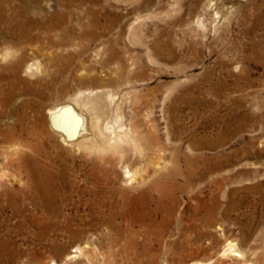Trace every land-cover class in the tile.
Instances as JSON below:
<instances>
[{
    "label": "rangeland",
    "instance_id": "rangeland-1",
    "mask_svg": "<svg viewBox=\"0 0 264 264\" xmlns=\"http://www.w3.org/2000/svg\"><path fill=\"white\" fill-rule=\"evenodd\" d=\"M44 1L11 0L0 10V55H6L0 76L9 77L10 65L19 63L18 75L38 91L26 99L30 110L19 104L26 118L16 126L17 142H0V155L8 157L0 168V264H33L34 257L45 264H85L73 241L48 232V221L40 219L34 201L43 198L33 184L32 164L33 126L50 134L47 109L66 102L79 88L75 77L85 75L128 80L120 91L138 102L142 114L153 109L175 170L146 184L120 180L112 206L101 203L106 207L97 206L98 216L91 218L95 209L82 192L89 165L82 172L66 170L70 157L43 137V149L57 160L51 168L60 189L70 193L66 177L74 180L67 212L93 244L86 264H264V0H85L78 10ZM224 7L234 10L223 15ZM33 60L46 64L48 77L24 76ZM240 64L247 68L244 75L236 71ZM164 115L173 118L177 133L169 142ZM14 144L20 154L12 162ZM201 155L209 160L204 163ZM81 164L76 160L75 170ZM204 164L210 176L190 178ZM110 207L111 223L97 218L110 214ZM229 241L242 258L223 255Z\"/></svg>",
    "mask_w": 264,
    "mask_h": 264
},
{
    "label": "bare ground",
    "instance_id": "bare-ground-1",
    "mask_svg": "<svg viewBox=\"0 0 264 264\" xmlns=\"http://www.w3.org/2000/svg\"><path fill=\"white\" fill-rule=\"evenodd\" d=\"M56 1L62 2L64 10H67V9L68 10L69 9L78 10L81 8V3L83 4L85 2V0H56ZM10 2L11 0H0V10L1 11L4 10V8L6 7V4ZM59 7H60V4H59ZM233 8L234 7L222 8V14L223 15L230 14L234 10ZM22 12L25 14L27 10L22 9ZM8 54H10V52H8ZM5 57L6 55H0V61L5 59ZM19 60L22 61L20 58ZM246 69L247 68L245 67V65L240 64L236 68V71L241 72L239 75H244L247 73ZM8 70H10L11 72L9 77L5 78L3 76H0V142L1 140H3L11 144L12 141H16V137L18 133L16 126L20 124H22L23 126L25 122L26 116H24L22 111L25 110L27 112L28 109L30 110L31 108L29 107V104H27V101H26L27 97L28 96L33 97L38 91L35 90L34 88L33 89L30 88L27 85L26 80H24L25 78L22 79L21 76L18 75L20 73L19 63L14 62L12 65H10ZM23 74L27 78H41V79H45L49 75L47 72L46 64L44 62L42 63V62H38L34 60L25 65L23 69ZM88 74L90 73L88 72ZM56 77H57V74L56 75L53 74L52 79L56 80ZM85 77L83 76L75 77V79L79 82V88L74 93L72 92L73 94L69 95L68 100L66 102L64 103L61 102V104L52 106L51 108L49 107V109H47L46 111L47 122H48V126L50 127V130L52 131L50 132V134L48 133L46 134L43 130L38 132L37 130L38 127L33 126V139L37 140V143L33 144V151L36 154L33 155L32 164H33V184L37 187L39 193L41 194V197L43 198L39 202L34 201L35 204L39 203L37 204V207L42 212L41 214L42 217L40 219L48 221V223L46 224V228L48 232L52 230L56 232H60L62 234L60 236H64L66 238L71 239L73 241L74 246L78 248V256L81 258L80 262H84L86 264L92 261L91 249H92L93 244L87 242V236H85L86 231H84V229L80 227L78 224L73 223L71 215L67 212V208H68L67 205L69 204V201L73 199L72 198L73 192H75L74 191L75 190L74 180L71 178V176L66 177L68 180V183L69 184L71 183L70 193H68L67 191H62L60 189L58 185L59 177H57L53 173L52 168H51V166L57 165V160L56 158L52 156L51 152H48L43 149L42 145H44L43 144L44 141L43 143L41 141L43 140V137L49 141L48 143H50V147L52 149L56 150V148L58 147L63 157L64 156L70 157L71 161L69 162L68 167L67 166L65 167L66 170L68 169V171L70 170L71 172H74V173H77L78 171L82 172L83 169L81 168L84 167V165L85 166H87V164L89 165V172L84 174V176L82 177L83 182L85 183V186H86L85 187L83 185L85 188L82 189V192L85 195H88L89 197L88 200H85L87 201L86 204L88 205V207L90 205L94 209L97 206H100V208L106 207L102 205L101 203L110 204L112 206L113 195L115 192L117 193V188L119 187L120 180L124 179L125 182L128 184L129 183L130 184L131 183H138V184L149 183L150 181L154 179L155 176L161 174L164 170L169 169V168L171 170V167H169L171 165H168V163L170 164L172 161L168 160V157H167L168 150H167L166 144L161 142V136L159 134L160 129H159L157 120L154 117L153 109L146 114L145 113L142 114V111L138 110L136 107L138 102L136 100L135 101L128 100L129 93L120 91V87L122 86V84L127 83L128 80L123 79L121 81L119 80L111 81V80L104 79L102 77L100 78L99 77H89V79H86ZM115 84H117L118 86L117 87L114 86ZM29 99L30 98H28L27 100ZM21 102L23 103L25 102L24 103L25 106L23 107L22 111L20 110V106H19ZM127 108H129L128 115L126 114ZM163 118H164L165 125H166V132H167L166 135L168 136V142H169L172 140V137L174 135L175 136L177 135V133H175L174 131L175 125L172 120L173 118H171L170 116H166V115H164ZM42 123H44V121ZM30 129H32V127ZM53 138H57L59 140L58 142L61 143L60 145L62 148L60 146L53 144L55 140ZM197 148L198 149L200 148L203 150L206 147L198 146ZM9 149L12 151L9 154L11 155V160L12 162L13 161L15 162L14 156H17L18 154H20L17 144L10 146ZM178 152H179V148L177 145L171 151V154H172L171 158L174 156V154ZM76 160L82 161V164L80 165L81 167H79L78 170H75L78 168V167L76 168L75 166ZM201 160H203L204 163H206L209 159L207 157L202 156ZM7 162H8L7 155L1 154L0 155V168L1 167L4 168L7 165ZM25 162H26V159H25ZM10 165H13V164H10ZM171 171L174 172L175 170L172 169ZM211 173L212 171L209 168L208 164H204V166L201 169L199 168L195 172L193 171L189 172V176L190 178L192 177L193 179H196L198 177V174H200V176L204 178L207 176L209 177ZM63 181L62 183H64ZM123 186L121 187L123 188ZM20 195H22V193ZM111 210H112V207L109 208L110 214H108L107 216H103V218L101 217H97V218L100 220H103L106 223H111V216H112ZM96 212H97L96 209L93 210L89 214V216L91 218H96L94 216ZM61 218L65 221V224L63 226L58 224ZM52 220L54 222H51ZM40 223L42 222L40 221ZM232 241L231 242L229 241V243L225 246L224 252L222 251L223 255H232L236 259L242 258L243 254L240 253L241 251L239 252L237 250L238 245L236 246V244L233 243ZM262 244L264 246V236H263ZM0 255L3 256L1 252H0ZM40 258L34 257L33 259L35 262H33V264H45L42 258L41 259ZM1 259L2 257H0V260ZM253 264H258V261H255V263Z\"/></svg>",
    "mask_w": 264,
    "mask_h": 264
}]
</instances>
